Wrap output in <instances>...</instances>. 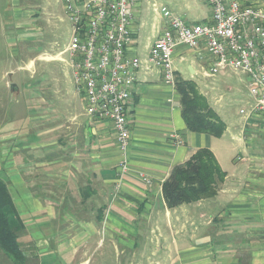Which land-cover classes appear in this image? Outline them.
<instances>
[{
	"label": "crops",
	"instance_id": "crops-1",
	"mask_svg": "<svg viewBox=\"0 0 264 264\" xmlns=\"http://www.w3.org/2000/svg\"><path fill=\"white\" fill-rule=\"evenodd\" d=\"M140 5L128 53L145 60L162 21L139 50ZM65 49L43 61L62 65L63 75L51 77L54 88L29 83L22 92L12 84L13 102L0 116V178L13 205L18 264H264V126L240 121V128L228 127L209 106L225 125L223 135L189 131L176 84H164L158 71L143 65L127 106L123 171L110 124L85 113ZM186 58L211 77L184 48L176 50L174 65ZM175 77V83L182 79L177 69ZM199 149L210 150L225 175L216 195L167 208L164 181ZM0 264L14 263L0 252Z\"/></svg>",
	"mask_w": 264,
	"mask_h": 264
},
{
	"label": "built area",
	"instance_id": "built-area-1",
	"mask_svg": "<svg viewBox=\"0 0 264 264\" xmlns=\"http://www.w3.org/2000/svg\"><path fill=\"white\" fill-rule=\"evenodd\" d=\"M139 0H60L70 24L71 38L64 53L76 91L91 118L108 122L128 170L130 125L127 106L137 73L144 65L158 71L174 87V54L184 48L206 68L205 76L230 71L246 78L245 121L264 124V4L239 0H202L209 18L187 22L160 7L161 28L145 60L130 56L132 25Z\"/></svg>",
	"mask_w": 264,
	"mask_h": 264
},
{
	"label": "rangeland",
	"instance_id": "rangeland-1",
	"mask_svg": "<svg viewBox=\"0 0 264 264\" xmlns=\"http://www.w3.org/2000/svg\"><path fill=\"white\" fill-rule=\"evenodd\" d=\"M139 1L138 22L142 26L137 34V42L139 50L143 52L145 45L156 37L161 22V6L179 11L176 14H180L189 23L199 22L210 15L202 0ZM62 8L60 0H0V116L3 106L13 102L9 93L12 89H8L12 84H17L22 92L29 83H38L36 87L41 88L48 86L46 90H52L56 84L51 82V77L63 75L61 64L54 62L52 66H46L43 63L51 55L64 50L70 42V25ZM62 57L68 60L67 54L64 53ZM192 60L186 58L184 62L174 65L178 75L195 84L196 91L228 127L235 124L240 128V121L248 123L239 114L240 109L246 110L248 107L245 76L225 71L212 77H203L197 63ZM191 64L196 74L190 72L188 65ZM44 79V83L39 81ZM250 122L264 126L260 119ZM229 138L227 133L225 139L228 142Z\"/></svg>",
	"mask_w": 264,
	"mask_h": 264
},
{
	"label": "trees",
	"instance_id": "trees-1",
	"mask_svg": "<svg viewBox=\"0 0 264 264\" xmlns=\"http://www.w3.org/2000/svg\"><path fill=\"white\" fill-rule=\"evenodd\" d=\"M181 117L187 129L220 138L225 125L196 91L192 81L178 79ZM225 175L210 150L199 149L186 163L176 166L162 185L166 207L173 209L184 204L212 198L217 193V184ZM13 205L6 184L0 178V252L14 264L22 261L16 237V228L11 222Z\"/></svg>",
	"mask_w": 264,
	"mask_h": 264
},
{
	"label": "bare ground",
	"instance_id": "bare-ground-1",
	"mask_svg": "<svg viewBox=\"0 0 264 264\" xmlns=\"http://www.w3.org/2000/svg\"><path fill=\"white\" fill-rule=\"evenodd\" d=\"M176 78V77H175ZM176 84V83H175Z\"/></svg>",
	"mask_w": 264,
	"mask_h": 264
},
{
	"label": "water",
	"instance_id": "water-1",
	"mask_svg": "<svg viewBox=\"0 0 264 264\" xmlns=\"http://www.w3.org/2000/svg\"><path fill=\"white\" fill-rule=\"evenodd\" d=\"M11 89H13V88H11Z\"/></svg>",
	"mask_w": 264,
	"mask_h": 264
}]
</instances>
